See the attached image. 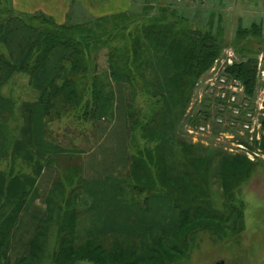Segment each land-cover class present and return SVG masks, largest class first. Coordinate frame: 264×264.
Segmentation results:
<instances>
[{
	"label": "rangeland",
	"instance_id": "rangeland-1",
	"mask_svg": "<svg viewBox=\"0 0 264 264\" xmlns=\"http://www.w3.org/2000/svg\"><path fill=\"white\" fill-rule=\"evenodd\" d=\"M7 1L12 2L14 14L20 12L15 8L14 0ZM72 3L62 25L77 27L76 34L70 32L76 40L94 34L99 36L98 45L107 43L111 47L114 44L110 35L120 31L131 35L128 34L131 30L149 24L151 17L161 11L159 8L148 9L147 4H154L150 0H131L133 13L97 21ZM157 3L159 7L164 3L163 6L168 5L181 17L189 19L188 26L184 21L176 23L175 29L180 34L201 31L212 32L217 37L202 73L186 86L188 88L192 82L193 89L182 119L177 112L164 127L173 138L162 146L160 158L144 157L142 162L145 163H141L137 171L136 162L140 161L136 156L140 151L144 155L148 146L156 144V138L149 130L143 133L141 125L136 126L128 149H116L109 156L110 151L103 150L98 144H104L109 129L96 124L89 114L92 110L83 107L86 102L71 105L51 95L44 112L45 115L53 114L46 125L47 134L56 136L58 143H66L70 129L77 126L69 137L70 143L80 147L77 150L80 154L69 161L85 163L84 172L90 181L87 185L91 184L89 190L79 191V194L58 190L57 197L51 199L63 205L69 203L77 210L79 235L88 238L92 233L97 236L101 228L105 236H100L99 242L109 248L118 238L120 244L125 241L127 247H138L131 258L144 261V264H154L149 260L154 253L147 250L148 255H145V248L141 249L139 242L138 246L134 243L144 235L150 239L167 236L170 240L167 244L177 248V251L156 256L155 264H218L220 261L223 264H264V0H160ZM25 13L44 14L40 11ZM126 16L136 17L137 21L129 23L126 29L111 28ZM40 19L42 16L38 15L29 22L40 26ZM49 19L55 21L52 17ZM87 21L92 23H85ZM49 24L45 22L44 25ZM111 47L100 49L97 58L106 61L108 56L104 53ZM1 52L6 53V48L2 47ZM128 54L130 58L133 55L132 51ZM249 60L255 68V77L254 85L248 91L242 72L237 75L233 69L243 68ZM148 62L134 61V65L146 71L159 67V64L150 63L142 68ZM159 72L152 78L160 82L158 85L163 86L164 91L178 89L175 86L180 84L179 80L168 84ZM0 91L12 101L6 105V111L13 109L15 112L4 125L13 130L0 132V146L6 149H0V171L12 167L15 171L19 168L30 171L32 167L23 154L35 140L36 129L31 135L23 129L31 128L32 119H37L35 115L29 116L38 105L40 91L31 86L27 74L21 73L15 74ZM127 95L139 107L148 106L146 95L139 90ZM183 95L188 96L185 92ZM85 99L90 98L86 96ZM59 112L62 113L60 117ZM111 122V127L117 124L115 119ZM124 131L129 133L131 130ZM112 136L115 137L113 133ZM21 138H25L24 146L20 148L23 154L16 148V142ZM113 141L117 145V141ZM118 142L122 143V139ZM239 156L246 158L237 160ZM201 158L203 164L195 166ZM36 159L35 156L31 160L36 163ZM199 178L204 180L202 184ZM50 180L49 176H44L36 184L38 190L29 198L30 205L21 212L24 217L12 226L11 243L4 242L0 247L2 264H51L52 256L41 260V255L48 256L50 252L62 249L56 241V222L51 223L53 229L49 230L48 240H45L48 234L40 229L42 220L52 221L46 202H43L49 196ZM100 187L103 191L98 194L96 190ZM117 190L122 192L117 193ZM104 194L112 200L104 199ZM100 202L104 205L101 203L100 206ZM211 210L219 217L225 215L224 219L231 217L232 220V216H237V221L232 224L230 220L223 227L218 220L200 216L205 214L202 211ZM47 211L49 216H45ZM91 217L98 225L87 233ZM77 240L80 242L81 238L77 237ZM94 261L77 260L74 264H97Z\"/></svg>",
	"mask_w": 264,
	"mask_h": 264
},
{
	"label": "trees",
	"instance_id": "trees-1",
	"mask_svg": "<svg viewBox=\"0 0 264 264\" xmlns=\"http://www.w3.org/2000/svg\"><path fill=\"white\" fill-rule=\"evenodd\" d=\"M150 1L154 4H147L148 9L159 8L160 13L152 16L149 24L136 26L128 33L131 35H125L124 31L113 32L110 38L114 45L111 47L107 43L98 45L99 36L94 34H86L82 36V39L76 40L71 35L76 34L78 30L76 26L58 24L44 14H38L42 16L40 26L34 25L29 21L37 19L38 15L21 11L17 12L18 15L14 14L12 2L0 0V89L15 74L21 73L27 74L31 86L40 91L38 105L29 116L30 118L35 115L37 119H32L31 128L23 129L25 132H30V135L36 129L35 140L25 150L27 155L20 150L24 146L25 138L16 142L17 150L26 156L29 160L28 165L32 169L25 171L19 168L15 171L12 167L10 170L0 171V247L4 242L11 243L14 234L12 226L24 217L21 212L30 205L29 198L38 190L36 184L44 176H49L51 178L48 188L49 196L43 199V202H46L52 221L42 220L43 229L41 226L40 229L48 234L45 238L48 240L49 230L53 229L51 223L56 222L58 225L56 241L58 245H62V249L54 250L48 256L41 255V260L52 256L51 264H74L77 260H95L97 264H144V261L131 258V254L135 253L138 247H127L125 241L120 244L118 238H115L117 241L114 246L105 247L99 242L101 240L99 237L105 236L101 228L98 229L100 234L92 236L93 234L89 233L91 228L96 229L98 225V221H93L92 217V223L87 229L90 237L79 235L77 210L69 203L63 205L51 199L57 197L58 190L79 194V191L89 190L91 184L87 185L90 181L84 172L85 163L69 161L80 154L77 151L80 147L70 143L69 137L72 131L77 130V126L70 129L71 132L65 139L66 143H58L56 136L51 133L50 137V134H47L46 125L53 114L45 115L44 112L51 95L58 101L62 100L71 105H82L85 101L83 107L92 110L89 114L94 117L96 124L101 128L109 129L104 144L98 142L100 148L110 151L109 156L116 149H128V143L134 138V128L138 125H141L143 133L150 131V134L156 138V144L154 147L148 146L144 155L140 151V155L136 156V159L140 161L136 162L137 171L140 169V164L145 163L142 162L144 157L157 159L162 156V146L165 143L168 144L173 138L164 127L177 112L182 119L188 104L187 99L190 98L193 89L192 79L202 73L208 55L213 53L217 37L212 32L201 31L180 34L175 29L176 23L184 21L188 26L189 19L181 17L177 10L170 9L168 5L163 6L164 3L159 7L157 1L160 0ZM99 19L103 18H98L97 21ZM135 21H137L136 17L126 16L111 28L126 29L129 23ZM45 22L50 24L44 25ZM81 31L89 32L87 29H81ZM106 46L111 47L108 53L107 51L104 53L108 58L106 61H100L96 53ZM2 47L6 48V53L1 52ZM129 51L133 53L131 58ZM139 60L150 61L142 68L150 63L159 64V67L150 71L138 69L134 61ZM96 61H99L101 65H98ZM158 70L160 71L158 75L168 84L179 80L180 84L175 86L178 89L164 91V87L158 85L160 82L152 78ZM233 72L237 75L242 72L244 80L247 81L248 91L253 87L255 68L250 60L243 68L235 67ZM137 90L146 95L145 104L148 106L139 107L138 103L127 95ZM183 92L188 96H184ZM86 96L90 99H85ZM9 104H12V101L0 94V132L2 133L13 130L4 126L13 113L15 114L13 109L6 111V105ZM141 112L146 115H140ZM59 114V117L62 116V113L59 112ZM85 116L88 117L87 114ZM112 119H115L117 124L111 127ZM124 129L131 131L128 133ZM112 133L116 138L112 136ZM119 138L122 139V143L118 142ZM113 140L117 141V145H114ZM0 149L6 150L3 146H0ZM35 156L36 163H33L31 159ZM244 157L239 156L237 160H242ZM203 161V158L197 160L195 166H200ZM248 164L250 163H246ZM14 165L13 163L12 166ZM191 166L194 165L191 164ZM203 181L199 178V183L202 184ZM101 191L103 189L100 187L96 193L100 194ZM120 192L122 191L117 190V193ZM103 198L112 200L108 194H104ZM6 206L8 209H5ZM106 207L112 209L108 204ZM48 211L45 216H49ZM202 212L205 214L200 216L218 220L223 227L231 220V217L224 219L225 215L219 217L218 214L213 213V210ZM34 216L38 217L36 214ZM237 218L232 216V224L237 221ZM48 222L50 223L47 224ZM178 223L179 221L174 225V233L177 231ZM143 229L147 231L148 228ZM66 235L68 236L65 237ZM77 237L81 238L80 242ZM143 237V239L134 240V243L138 246L139 242L140 248H145V255H148L147 250L154 253V257L149 259L154 264L157 262L156 256L161 257L166 252L177 251L173 244H167V242L170 243L167 236H160L163 243L161 238L150 239L145 235ZM0 264H2L1 261Z\"/></svg>",
	"mask_w": 264,
	"mask_h": 264
},
{
	"label": "crops",
	"instance_id": "crops-1",
	"mask_svg": "<svg viewBox=\"0 0 264 264\" xmlns=\"http://www.w3.org/2000/svg\"><path fill=\"white\" fill-rule=\"evenodd\" d=\"M15 8L21 12L40 11L52 17L58 24L64 23L73 0H14ZM131 0H75L91 16L104 18L132 12ZM100 20V19H99Z\"/></svg>",
	"mask_w": 264,
	"mask_h": 264
},
{
	"label": "water",
	"instance_id": "water-1",
	"mask_svg": "<svg viewBox=\"0 0 264 264\" xmlns=\"http://www.w3.org/2000/svg\"><path fill=\"white\" fill-rule=\"evenodd\" d=\"M218 264H223V261H220Z\"/></svg>",
	"mask_w": 264,
	"mask_h": 264
}]
</instances>
